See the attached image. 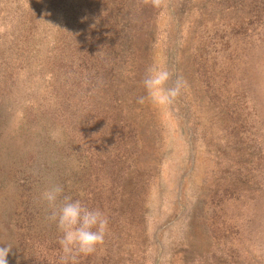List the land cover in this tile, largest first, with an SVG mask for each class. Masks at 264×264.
<instances>
[{"label": "rangeland", "instance_id": "374dc122", "mask_svg": "<svg viewBox=\"0 0 264 264\" xmlns=\"http://www.w3.org/2000/svg\"><path fill=\"white\" fill-rule=\"evenodd\" d=\"M161 67L167 107L143 86ZM52 183L57 210L107 217L94 252H63ZM7 244L8 264H264V0H0Z\"/></svg>", "mask_w": 264, "mask_h": 264}, {"label": "clouds", "instance_id": "9594fccd", "mask_svg": "<svg viewBox=\"0 0 264 264\" xmlns=\"http://www.w3.org/2000/svg\"><path fill=\"white\" fill-rule=\"evenodd\" d=\"M171 77L172 73L167 68L149 69L143 80L147 98L163 107L173 104L181 93L182 82L177 77L174 86L166 88ZM144 100L145 97H141L139 102L143 103ZM17 118L22 119L23 113H17ZM50 135L57 142L63 140V133L59 128L53 130ZM62 193L63 187L52 183L40 194V199L46 202L51 210L47 219L55 222L62 233L59 243L65 254H71L74 250L90 254L104 242L108 225L107 217L100 210L89 209L80 200H72L67 196L64 197L62 206L57 210V201ZM12 247L10 244L0 247V264H8L6 258Z\"/></svg>", "mask_w": 264, "mask_h": 264}]
</instances>
